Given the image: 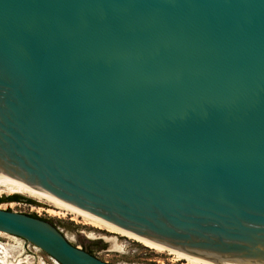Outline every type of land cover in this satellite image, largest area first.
Listing matches in <instances>:
<instances>
[{"label":"water","instance_id":"1","mask_svg":"<svg viewBox=\"0 0 264 264\" xmlns=\"http://www.w3.org/2000/svg\"><path fill=\"white\" fill-rule=\"evenodd\" d=\"M0 175L195 261L264 264V0H0ZM0 234L112 264L29 214L0 208Z\"/></svg>","mask_w":264,"mask_h":264},{"label":"rangeland","instance_id":"2","mask_svg":"<svg viewBox=\"0 0 264 264\" xmlns=\"http://www.w3.org/2000/svg\"><path fill=\"white\" fill-rule=\"evenodd\" d=\"M13 193L0 192V196ZM18 194L23 199L31 200V203L25 200H4L0 202V208L35 214L39 218L49 221L71 244L89 251L102 261L112 264H181V262L183 264H200L187 258H180L168 249H156V247H151L141 241L110 232L102 226L92 225L81 216L55 206L50 201L37 200L25 194ZM46 209L49 211L47 212ZM51 210L62 213H55ZM111 238L115 239V243L120 248L112 246ZM0 244L3 246L5 264H60L33 244L2 234H0Z\"/></svg>","mask_w":264,"mask_h":264},{"label":"bare ground","instance_id":"3","mask_svg":"<svg viewBox=\"0 0 264 264\" xmlns=\"http://www.w3.org/2000/svg\"><path fill=\"white\" fill-rule=\"evenodd\" d=\"M0 192H9V193H13V192H18V193H21V194H25V195H28L32 198H35L37 200H47V201H50L48 199H45V198H42V197H39V196H36L34 194H31V193H28L17 181L13 180V179H10L8 177H5V176H2L0 175ZM52 202L55 206H58V207H62V208H65L67 209L69 212H72V213H75L76 215L77 212L75 209L73 208H70V207H67V206H64L62 204H59V203H56V202H53V201H50ZM82 217V219H86L90 224L92 225H99V226H102L101 224H99L98 222L94 221L93 219H91L90 217H88L87 215H79ZM104 227V226H102ZM105 228V227H104ZM107 229V228H106ZM108 231H110L109 229H107ZM112 232V231H110ZM115 233H118L120 235H124V236H127V233L126 232H115ZM111 243H112V246L113 247H117V248H120L119 246H117V244L115 243V239L114 238H111ZM144 243V242H142ZM146 245H149L151 247H156V249L160 248V249H164V248H161V247H158V246H154V245H151V244H148V243H144ZM171 251V250H170ZM172 253H175L176 255H178L180 258H187L188 260L190 258L180 254V253H177V252H174V251H171ZM3 246L2 244H0V263L1 264H5L6 263V260L4 258V255H3ZM6 254V253H5ZM178 259V258H177ZM196 263H200V264H234V263H230V262H227V261H221V262H214V261H195L193 259H190Z\"/></svg>","mask_w":264,"mask_h":264},{"label":"flooded vegetation","instance_id":"4","mask_svg":"<svg viewBox=\"0 0 264 264\" xmlns=\"http://www.w3.org/2000/svg\"><path fill=\"white\" fill-rule=\"evenodd\" d=\"M4 200H6V201H8V200H25V201H29V203H31V200H26V199H23V198H21V197H19V196L10 197V198H0V202H2V201H4ZM46 211L48 212L49 209H46ZM51 211H53V212H55V213H62V212L54 211V210H51ZM71 219H73V217H71ZM87 252H88V251H87ZM89 253H90V252H89ZM158 262H159V260H158ZM181 264H183V262H181Z\"/></svg>","mask_w":264,"mask_h":264},{"label":"trees","instance_id":"5","mask_svg":"<svg viewBox=\"0 0 264 264\" xmlns=\"http://www.w3.org/2000/svg\"><path fill=\"white\" fill-rule=\"evenodd\" d=\"M20 197V196H19ZM29 215H31V216H34V217H38L37 215H35V214H29ZM85 250V249H84ZM89 252V251H88Z\"/></svg>","mask_w":264,"mask_h":264}]
</instances>
